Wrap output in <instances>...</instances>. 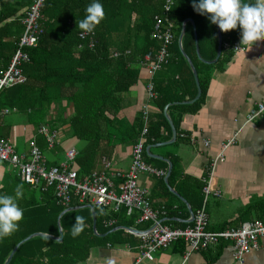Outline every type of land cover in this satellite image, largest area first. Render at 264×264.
<instances>
[{"label": "crops", "instance_id": "1", "mask_svg": "<svg viewBox=\"0 0 264 264\" xmlns=\"http://www.w3.org/2000/svg\"><path fill=\"white\" fill-rule=\"evenodd\" d=\"M30 3L31 0H0V11L4 7L16 9L17 13L7 22L16 21L14 28L19 31L18 36L22 29H18L17 24L22 22ZM6 35L8 38L5 40H9V34ZM237 43L240 45V37ZM184 47L196 68L197 77L207 79V88L202 98L200 95L195 111L181 113L171 109L172 106L193 105L195 102L169 103L172 105L163 111L168 125L170 121L175 129L176 138L170 144L158 146L172 138L170 125L169 134L161 129L157 141L146 144V147H154L145 152L144 161L164 175L140 174L138 184L147 190L152 208L160 214L162 224L171 229H185L192 226L190 212L194 213L204 202L202 179L207 175L209 163L215 161L210 188L212 192L218 191L220 196L210 195L207 198V229L216 232L253 220L264 223V113L254 121H246L249 111L264 103V38L253 42L250 48L241 45L243 51L232 52L225 60L219 56L213 64L198 59L190 35ZM208 47H201L200 57L211 62L217 49L214 55ZM171 60L153 75L152 81L166 97L181 96V102L191 101L193 85L186 79L184 81L188 83L184 88L181 80L185 75V66L174 52ZM4 64L0 60V69ZM138 70L137 83L122 96L123 115L131 122L141 114L142 107L147 106L150 121L155 124L161 117L154 102L147 97L149 76L144 68L138 67ZM14 112L9 109L8 114L0 115V136L8 139L18 153H25L28 141L34 139L47 166L63 162L65 153L71 148L76 150L77 157L82 143L71 138L65 126L53 128L58 131V138L54 147L48 148L37 129L44 123L50 126V122L38 121L37 115L30 110L23 115ZM232 139L234 142L223 151V146ZM205 142H208L207 146ZM131 149L132 144L115 145L113 152L106 159L102 158L97 167L104 169L103 160L110 163L106 174L116 191L120 183L116 174H124L128 170ZM222 153L224 159L217 160L216 157ZM17 185L21 182L14 169L9 164L0 165V192L14 194ZM35 191L26 185L22 187L18 203L24 209L23 219L29 225L17 236H22L27 230H34L32 234L39 235L20 245L18 257L13 261L12 257L9 264H235L230 242H220L204 251H190L186 244L179 241L154 253L152 259L138 260L140 239L137 234L147 225L136 223L137 212L128 216L123 207L113 211L112 208H97L90 202L79 205L74 200L68 208L60 209L52 200L53 195L51 198ZM33 193L37 198L33 197ZM77 217H83L84 227L73 236ZM60 233L62 240H55ZM258 243V249L245 256V264H264V236L259 238ZM8 256L3 259L0 252V264H4Z\"/></svg>", "mask_w": 264, "mask_h": 264}, {"label": "trees", "instance_id": "2", "mask_svg": "<svg viewBox=\"0 0 264 264\" xmlns=\"http://www.w3.org/2000/svg\"><path fill=\"white\" fill-rule=\"evenodd\" d=\"M165 1L100 0L105 16L94 29L93 46L89 47V37L81 40L78 36L82 32L78 24L84 19L85 9L92 0H44L41 9L43 34L34 48L26 50L29 61L22 66L26 81L1 92L0 110L12 109L20 115L30 110L37 115L38 121H49L51 128L65 126L71 138L82 143L75 161L70 166L75 169L78 179L91 172L101 171L97 169L98 165L102 158L106 159L113 152L115 145L120 143L133 145L139 136L141 114L131 122L127 120L123 115L122 96L129 93L132 86L137 83L138 67L144 54L148 51L155 52L160 46V42L152 38L155 17L167 18L173 23V42L168 51L171 57L174 52L185 66V75L181 80L184 88L188 83L184 81L186 79L193 85L194 92L190 99L192 100L197 93L192 71L178 49L177 39L183 21L190 18L196 28L199 53L201 47L205 45L209 46L215 55L216 25L193 9L192 0H170L171 8L165 15L163 12ZM16 13V9L7 7L0 11V60L5 63L3 69L9 64L17 38L20 36L19 31L14 28L16 21L7 22V19ZM17 25L18 29H22L21 23ZM191 28L192 26L187 23L182 38V49L185 54L184 43L189 35L194 45ZM220 32L222 37L220 59L225 60L232 52L223 45L237 42L240 30L237 28ZM6 34H9V40H5L8 38ZM171 57L168 64L172 61ZM198 80L202 98L208 81L202 80L199 76ZM154 92L156 97L152 101L161 118L154 124L149 116L148 144L157 141L161 129L170 133V127L163 115L164 108L169 103L182 100L181 96L166 97L155 85ZM198 103L199 100L193 105H176L171 109L179 110L181 113L195 111L198 109ZM29 188L34 190L28 186ZM202 188L203 183L201 190ZM41 193L52 198V190ZM27 225L29 223L23 219L17 231L0 240L3 259L21 240L34 233V230H27L22 236H17ZM19 249L12 261L18 257Z\"/></svg>", "mask_w": 264, "mask_h": 264}, {"label": "built area", "instance_id": "3", "mask_svg": "<svg viewBox=\"0 0 264 264\" xmlns=\"http://www.w3.org/2000/svg\"><path fill=\"white\" fill-rule=\"evenodd\" d=\"M44 0H31L22 19V33L17 38L15 50L10 58L6 69H0V94L3 90L21 85L26 81L22 72V66L29 61L27 49L34 48L43 34V17L41 9ZM171 1L166 0L163 12L166 15L171 8ZM173 23L170 20L155 17L154 33L152 38L160 42L155 52L148 51L144 54L139 66L147 71L149 81L146 85L148 100L156 97L154 92L153 75L168 64L171 54L168 51L173 42ZM81 40L89 37V47L93 46V32L79 33ZM225 49L237 53L243 48L235 42L232 45L224 44ZM116 56V54H114ZM9 110L4 109L0 115H6ZM264 113V103L257 104L246 116V121L251 122ZM148 121L149 108L143 106L141 109V129L139 136L132 145L131 162L124 174H116L120 178L117 191L106 174L110 163L103 160L104 169L94 171L78 179L74 169L70 166L76 157V150L71 148L65 153V160L58 165L47 166L43 154L34 139L28 141V149L25 153H18L11 142L0 136V165L9 164L15 171L22 183L32 188L39 189L45 193L52 190L53 198L57 205L68 208L72 200L77 204L92 203L97 208H112L118 211L121 207L125 209L126 215L138 213L136 223L146 224L147 228L137 236L140 239L139 258L152 259L154 253L165 250L172 244L182 241L190 251H204L220 242L232 244V256L235 264H245V256L259 247L258 240L264 236V223L260 220L244 222L238 227H226L213 232L207 229L208 216L206 213V201L208 196L219 197L218 191L210 188V180L215 164L209 163L207 175L203 178L202 193L204 202L202 206L193 213L192 226L185 229H171L160 221V214L154 211L148 197V192L138 184L140 174L164 175L156 171L144 161L145 147L148 143ZM38 134L44 139L48 148L54 147L58 138V131L48 124H41L37 129ZM183 136V135H181ZM230 140L223 146V151L232 143ZM208 142H205V146ZM217 160L224 159L223 153L216 157ZM109 224H111L109 222Z\"/></svg>", "mask_w": 264, "mask_h": 264}, {"label": "clouds", "instance_id": "4", "mask_svg": "<svg viewBox=\"0 0 264 264\" xmlns=\"http://www.w3.org/2000/svg\"><path fill=\"white\" fill-rule=\"evenodd\" d=\"M192 7L222 32L239 28L240 46L248 45L250 48L253 42L264 38V0H192ZM85 12L78 27L84 33H91L104 19V8L100 0H92ZM21 197V185L16 186L14 194L0 192V240L11 236L20 227L24 213L18 203ZM76 220L73 236L84 227L83 217H77Z\"/></svg>", "mask_w": 264, "mask_h": 264}, {"label": "water", "instance_id": "5", "mask_svg": "<svg viewBox=\"0 0 264 264\" xmlns=\"http://www.w3.org/2000/svg\"><path fill=\"white\" fill-rule=\"evenodd\" d=\"M189 23L192 25V29H193V35H194V44H195V50H196V54L198 56V59L201 60L202 62L206 63V64H213L220 56L221 54V48H222V37H221V32H220V29L219 27L216 25V32H217V53H216V57L214 59V61H211V62H207V61H204L201 57H200V53H199V48H198V42H197V34H196V28L194 26V22L192 19L188 18V19H185L182 23V26H181V30H180V34L178 36V39H177V45H178V48H179V51L181 53V55L183 56V58L188 62L189 64V67L192 71V74H193V77H194V81H195V85H196V89H197V94L195 96V98L191 101H185V102H181V103H173V104H192L194 102H196L199 98H200V95H201V89H200V86H199V81H198V77H197V73L195 71V68L193 67L192 63H191V60L188 58V56L184 53L183 49H182V38L184 36V33H185V26L186 24ZM172 105V104H168L166 107H165V111L167 110V108ZM167 119L169 120L168 116L166 115ZM169 125L171 127V130H172V138L170 141L168 142H165V143H160V144H157L158 146H161V145H166V144H170L172 142H174L175 138H176V132H175V129L173 128V125L172 123L169 121ZM154 146H147L145 148V152L148 153L150 148H152ZM169 171L166 175V179L168 178L169 176ZM90 209H92L93 207L92 206H89ZM68 210V209H67ZM190 217H191V221L193 220V212H190ZM39 234H32L30 236H28L27 238H25L24 240L20 241L14 248L13 250L10 252L8 258L6 259V261L4 262V264H9V262L11 261L12 257L14 256V254L16 253L17 249L20 247V245H22L23 243H25L26 241H28L29 239H31L33 236H37ZM55 240H62V236H61V233H60V236L58 238H54Z\"/></svg>", "mask_w": 264, "mask_h": 264}, {"label": "rangeland", "instance_id": "6", "mask_svg": "<svg viewBox=\"0 0 264 264\" xmlns=\"http://www.w3.org/2000/svg\"><path fill=\"white\" fill-rule=\"evenodd\" d=\"M64 129V128H63ZM61 133H63V131H61ZM64 134V133H63ZM65 135V134H64ZM28 144V143H27ZM27 147H28V145H27ZM28 149V148H27ZM27 151V150H26ZM19 179V178H18ZM19 181H20V179H19ZM21 182V181H20ZM21 186L22 187H24V185L22 184V182H21ZM34 190H36L35 192L36 193H41V191L39 190V189H36V188H34ZM8 194H10V192L8 193ZM33 197H35V198H37V195L35 194V193H33ZM52 200L53 201H55L53 198H52Z\"/></svg>", "mask_w": 264, "mask_h": 264}]
</instances>
